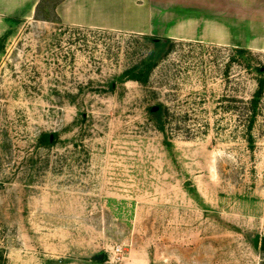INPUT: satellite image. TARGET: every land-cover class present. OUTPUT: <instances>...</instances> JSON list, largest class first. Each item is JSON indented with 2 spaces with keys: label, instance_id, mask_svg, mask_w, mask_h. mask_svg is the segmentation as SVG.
I'll list each match as a JSON object with an SVG mask.
<instances>
[{
  "label": "rangeland",
  "instance_id": "374dc122",
  "mask_svg": "<svg viewBox=\"0 0 264 264\" xmlns=\"http://www.w3.org/2000/svg\"><path fill=\"white\" fill-rule=\"evenodd\" d=\"M60 3L0 33V264H264V47L165 54L161 30L67 25Z\"/></svg>",
  "mask_w": 264,
  "mask_h": 264
},
{
  "label": "crops",
  "instance_id": "0c3cea01",
  "mask_svg": "<svg viewBox=\"0 0 264 264\" xmlns=\"http://www.w3.org/2000/svg\"><path fill=\"white\" fill-rule=\"evenodd\" d=\"M39 1L0 0V33L9 18H34ZM57 11L67 25L264 47V0H61Z\"/></svg>",
  "mask_w": 264,
  "mask_h": 264
},
{
  "label": "trees",
  "instance_id": "16d2710c",
  "mask_svg": "<svg viewBox=\"0 0 264 264\" xmlns=\"http://www.w3.org/2000/svg\"><path fill=\"white\" fill-rule=\"evenodd\" d=\"M153 41V44L155 47L158 48H162L163 53H167L172 45L173 42L169 39V38H149ZM238 53H246L247 50L244 48H239L237 49ZM156 62L152 60V56L149 57V62L146 65V67L139 69L138 72H136V67L135 68H131L129 70H126L125 72H123V76L127 77L130 80H135V81H139V82H144L149 74V72L152 70V68L156 65ZM256 74V89L255 91L252 93L251 97L245 102L246 104V118H245V122L247 123V126L250 128L256 117L258 114V107H259V103L262 100V96L264 93V64H259V65H255L252 68ZM163 106L162 105H156L155 109L152 110V114L156 120V122L159 125L160 129H164V124L162 121V117H163ZM166 111V110H165ZM56 139V135L55 134H49V133H42L40 136V141L44 144H50L53 143ZM261 252L264 255V240L263 243L261 244Z\"/></svg>",
  "mask_w": 264,
  "mask_h": 264
},
{
  "label": "water",
  "instance_id": "95a60500",
  "mask_svg": "<svg viewBox=\"0 0 264 264\" xmlns=\"http://www.w3.org/2000/svg\"><path fill=\"white\" fill-rule=\"evenodd\" d=\"M98 259L101 260L102 259V256L98 257Z\"/></svg>",
  "mask_w": 264,
  "mask_h": 264
}]
</instances>
